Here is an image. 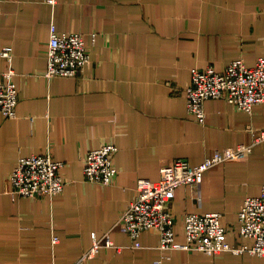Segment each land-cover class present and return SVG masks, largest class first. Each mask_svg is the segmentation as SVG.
Instances as JSON below:
<instances>
[{"label":"crops","instance_id":"1","mask_svg":"<svg viewBox=\"0 0 264 264\" xmlns=\"http://www.w3.org/2000/svg\"><path fill=\"white\" fill-rule=\"evenodd\" d=\"M46 1L0 5V80L12 70L18 95L16 116L0 115V264H264L250 253L162 252L155 230L134 248L117 224L139 179L158 180L178 158L201 164L264 129V103L247 113L210 98L201 124L185 97L192 68L223 71L236 59L253 66L264 55V0ZM54 25L86 43L90 62L76 76L45 77ZM6 47L10 57L1 55ZM108 143L117 148L113 183L87 182L86 155ZM40 154L63 162V190L52 198L13 196L9 175L18 160ZM263 183L264 141L246 159L204 172L196 188L178 187L170 205L176 239L183 241L185 215L217 212L228 243L251 246L239 237L238 212ZM106 234L120 248L77 263Z\"/></svg>","mask_w":264,"mask_h":264},{"label":"built area","instance_id":"2","mask_svg":"<svg viewBox=\"0 0 264 264\" xmlns=\"http://www.w3.org/2000/svg\"><path fill=\"white\" fill-rule=\"evenodd\" d=\"M46 2L53 6L56 0ZM1 13L0 6V15ZM48 43L45 72L48 79L55 76H76L90 62L86 43L80 33H58L54 25L51 27ZM10 52V48L6 47L1 55L10 57ZM190 73L191 81L185 88L186 107L198 123L202 124L205 120L203 103L210 98L228 100L240 111L247 113H252L255 106L264 103V55L253 66H247L242 59H236L229 62L223 71H216L209 66L203 70L192 68ZM13 74L9 70L3 74L8 78L7 81L0 80V115L8 118L16 116L18 103L17 87L11 79ZM252 139L250 144L229 147L223 151L215 150L212 156L195 166L178 158L171 165L161 167L158 180L139 179L135 186V198L128 203L117 223L130 236L132 246L140 248L141 234L155 230L159 234V249L162 252L198 251L208 256L219 253H250L264 257V183L261 185L260 196L247 197L238 212L239 237L251 240L252 245L249 247H237L228 243L227 229L221 225V215L217 212L185 215L184 237L179 242L176 239L175 219L170 210L178 187L196 188L202 182L204 172L213 166L246 159L254 146L263 143L264 129L253 131ZM116 151V146L108 143L89 152L84 159V179L89 183L110 186L117 172L112 161ZM17 163L9 175L13 196L52 198L63 190V162L54 161L49 154H40L23 156ZM57 242L58 238L52 236V244ZM91 247L77 263L93 258L102 248H120L114 245L109 234L103 239L94 238ZM156 263L162 264V259Z\"/></svg>","mask_w":264,"mask_h":264}]
</instances>
